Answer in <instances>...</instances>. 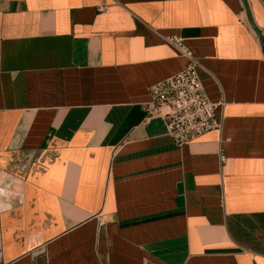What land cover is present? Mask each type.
<instances>
[{
  "label": "crops",
  "instance_id": "crops-1",
  "mask_svg": "<svg viewBox=\"0 0 264 264\" xmlns=\"http://www.w3.org/2000/svg\"><path fill=\"white\" fill-rule=\"evenodd\" d=\"M251 25L264 0H0V264H264ZM171 36L221 104L180 147L144 112Z\"/></svg>",
  "mask_w": 264,
  "mask_h": 264
},
{
  "label": "built area",
  "instance_id": "built-area-1",
  "mask_svg": "<svg viewBox=\"0 0 264 264\" xmlns=\"http://www.w3.org/2000/svg\"><path fill=\"white\" fill-rule=\"evenodd\" d=\"M106 12V7H98ZM186 60L183 70L149 89V102L144 108L146 122L159 119L175 146H183L216 130V112L221 106L211 102L201 82L199 62L186 48L183 38H166Z\"/></svg>",
  "mask_w": 264,
  "mask_h": 264
},
{
  "label": "water",
  "instance_id": "water-1",
  "mask_svg": "<svg viewBox=\"0 0 264 264\" xmlns=\"http://www.w3.org/2000/svg\"><path fill=\"white\" fill-rule=\"evenodd\" d=\"M251 27H252V29H253L255 35L257 36V38H258L260 44H261L262 51H263V54H264V42H263V39H262L261 35L259 34V32L256 30V28H255L253 25H251Z\"/></svg>",
  "mask_w": 264,
  "mask_h": 264
}]
</instances>
